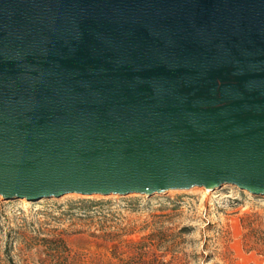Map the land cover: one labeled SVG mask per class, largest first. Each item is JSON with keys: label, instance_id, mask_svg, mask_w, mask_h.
I'll list each match as a JSON object with an SVG mask.
<instances>
[{"label": "water", "instance_id": "1", "mask_svg": "<svg viewBox=\"0 0 264 264\" xmlns=\"http://www.w3.org/2000/svg\"><path fill=\"white\" fill-rule=\"evenodd\" d=\"M264 194V0H0V195Z\"/></svg>", "mask_w": 264, "mask_h": 264}, {"label": "rangeland", "instance_id": "2", "mask_svg": "<svg viewBox=\"0 0 264 264\" xmlns=\"http://www.w3.org/2000/svg\"><path fill=\"white\" fill-rule=\"evenodd\" d=\"M0 264H264V194L0 195Z\"/></svg>", "mask_w": 264, "mask_h": 264}]
</instances>
